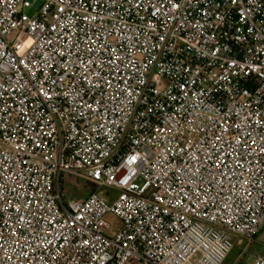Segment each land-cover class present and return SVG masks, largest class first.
Listing matches in <instances>:
<instances>
[{
	"label": "built area",
	"instance_id": "2783aa9c",
	"mask_svg": "<svg viewBox=\"0 0 264 264\" xmlns=\"http://www.w3.org/2000/svg\"><path fill=\"white\" fill-rule=\"evenodd\" d=\"M30 7L0 0V264H223L255 238L264 0ZM72 175L97 189L67 200Z\"/></svg>",
	"mask_w": 264,
	"mask_h": 264
},
{
	"label": "rangeland",
	"instance_id": "374dc122",
	"mask_svg": "<svg viewBox=\"0 0 264 264\" xmlns=\"http://www.w3.org/2000/svg\"><path fill=\"white\" fill-rule=\"evenodd\" d=\"M32 4V7L26 8L24 11L29 17H35L37 15L38 9L41 7L43 0H29ZM9 41L13 46L17 54L21 55L26 52V50L31 45V38L27 33L14 31L9 36ZM63 193L67 200H76L82 201L88 193L95 191L97 187L78 175L65 176L63 183ZM110 189L102 188L99 190L100 194L105 193ZM113 197L117 194L113 191ZM107 221L111 224V232L116 231L119 228V220L109 215ZM236 240H240L241 243L245 242L247 249L241 246V243L237 245L234 240V247L230 252L227 261L223 264H253L256 254L264 251V227L259 231V234L256 237L255 242H250L249 240L243 237H236Z\"/></svg>",
	"mask_w": 264,
	"mask_h": 264
},
{
	"label": "crops",
	"instance_id": "0c3cea01",
	"mask_svg": "<svg viewBox=\"0 0 264 264\" xmlns=\"http://www.w3.org/2000/svg\"><path fill=\"white\" fill-rule=\"evenodd\" d=\"M91 192H92V191H91ZM91 192H90V193H91ZM90 193H88L87 196H88ZM87 196H86V197H87ZM84 199H85V198H84ZM258 234H259V233H258ZM258 234H257V235H258ZM257 235L255 236V238H253L252 240H249V241H250V242H255V241H256V237H257ZM236 237H237V236H234V240H235V243H237V245H238V244H240L241 242H240V240H239V241L236 240ZM241 246L244 247L245 249H247L246 246H245V242H244V243H241ZM262 254H264V251L257 253L255 256L257 257V256L262 255ZM228 256H229V255H228ZM227 258H228V257H227ZM227 258H226V259H227ZM226 259H225V261H224L223 263H225V262L227 261Z\"/></svg>",
	"mask_w": 264,
	"mask_h": 264
}]
</instances>
